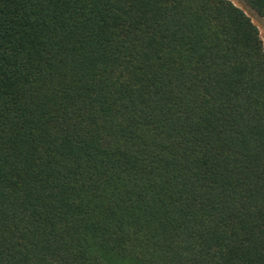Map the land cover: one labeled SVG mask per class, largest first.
I'll list each match as a JSON object with an SVG mask.
<instances>
[{
	"label": "trees",
	"instance_id": "16d2710c",
	"mask_svg": "<svg viewBox=\"0 0 264 264\" xmlns=\"http://www.w3.org/2000/svg\"><path fill=\"white\" fill-rule=\"evenodd\" d=\"M0 264H264V46L243 9L0 0Z\"/></svg>",
	"mask_w": 264,
	"mask_h": 264
},
{
	"label": "rangeland",
	"instance_id": "374dc122",
	"mask_svg": "<svg viewBox=\"0 0 264 264\" xmlns=\"http://www.w3.org/2000/svg\"><path fill=\"white\" fill-rule=\"evenodd\" d=\"M236 6L244 10L250 17L251 21L257 26L259 36L264 46V17L258 15L252 8H250L243 0H231Z\"/></svg>",
	"mask_w": 264,
	"mask_h": 264
}]
</instances>
